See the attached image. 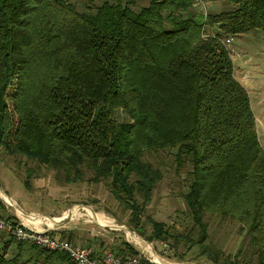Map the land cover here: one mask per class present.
Listing matches in <instances>:
<instances>
[{"label": "trees", "instance_id": "1", "mask_svg": "<svg viewBox=\"0 0 264 264\" xmlns=\"http://www.w3.org/2000/svg\"><path fill=\"white\" fill-rule=\"evenodd\" d=\"M197 1L0 0V147L34 162L26 187L39 164L66 181L105 180L140 234L138 215L162 176L143 154L173 149L198 226L193 243L208 236L211 216L230 218L240 245L232 257L212 255L214 264L239 256L264 264V146L224 42L264 29V0L208 11L195 9ZM150 221L149 240L172 235L163 221ZM123 243L114 251L138 252ZM29 258L70 262L65 251L0 238V264Z\"/></svg>", "mask_w": 264, "mask_h": 264}, {"label": "rangeland", "instance_id": "2", "mask_svg": "<svg viewBox=\"0 0 264 264\" xmlns=\"http://www.w3.org/2000/svg\"><path fill=\"white\" fill-rule=\"evenodd\" d=\"M136 1L139 4L147 2ZM80 4L81 2L78 5ZM193 5L197 10L208 11L228 8L232 6V2L200 0ZM227 46L230 49L234 74L248 92L256 117L257 136L264 146V29L252 28L233 35ZM116 116L121 119L124 115L117 109ZM171 150H150L143 154L162 170V176L156 182L146 208L138 215L137 226L145 234L132 228L129 209L114 196L105 180L95 181L85 177L66 181L57 177L53 168L39 164L35 176L30 180V186L26 187L23 181L27 172L26 166L34 165V162L25 156H10L1 147L0 202L3 201L7 206H0V214H15L19 220L38 227L52 224V231L58 229L75 242L88 245L99 252L105 249L115 250L124 244L123 241H127L138 251L149 252L153 246L160 257L155 253L156 256L163 262L167 259L177 263L214 264L212 255H217L220 260L227 256L232 257L240 245L242 233L237 228L238 222L230 218L211 216L208 220V236L201 243H193L198 226L182 195L187 188L186 173L176 169L173 149ZM1 192L7 194L12 203L5 200ZM85 205L90 206L104 223L95 219ZM22 209L27 213H40V221L30 220ZM45 215L57 217L55 219L63 216V219L50 222ZM150 218L163 221L172 235L167 239L146 238L152 231ZM9 236L5 231L0 232L2 239ZM15 246V241H12L8 246L7 256L11 257L16 253ZM27 253L28 251L23 250L20 258H26ZM31 261L29 258L23 263L31 264ZM235 264L248 263H243L242 256H239Z\"/></svg>", "mask_w": 264, "mask_h": 264}, {"label": "built area", "instance_id": "3", "mask_svg": "<svg viewBox=\"0 0 264 264\" xmlns=\"http://www.w3.org/2000/svg\"><path fill=\"white\" fill-rule=\"evenodd\" d=\"M231 39L232 36L225 37L224 42L227 44ZM52 227V224L38 227L18 218L11 220L0 215V231H5L16 239L25 240L50 250L65 251L70 258L69 264H192L177 263L167 259H165L166 262L157 261L153 258L151 250L149 252L138 251L128 255L117 253L112 249L94 253L92 247L88 245L53 233ZM156 254L158 253L156 252Z\"/></svg>", "mask_w": 264, "mask_h": 264}, {"label": "bare ground", "instance_id": "4", "mask_svg": "<svg viewBox=\"0 0 264 264\" xmlns=\"http://www.w3.org/2000/svg\"><path fill=\"white\" fill-rule=\"evenodd\" d=\"M1 195L3 196V198H4L5 200H7V201H9V202L12 203L11 198H10L7 194H5L4 192H1ZM86 206H87V205H85V207H86ZM17 208H18V207H17ZM89 208H90V206H87V207H86V209L89 211V213H90L91 215H93V216L95 217V219L99 220V222L104 223V221H103L102 219L98 218V216L95 214V212H94L91 208H90V210H91V211H90ZM18 209H20V208H18ZM19 212H21V211H19ZM66 214H67V211L65 212L64 216H65ZM27 215H28V217H29L30 220H34V221H37V222L40 221V216H41L40 213L29 212V213H27ZM45 216H46V218L49 219L50 222H52V221H57L58 219H60L61 217H63V216H61L60 218L55 219V218H57V217H55V216H48V215H45ZM118 226H122V225H118ZM134 236L137 237L136 234H134ZM137 238H138V237H137ZM151 253H152V252H151ZM152 255H153V258L156 259L157 261L163 262L161 259H159V258L156 256L155 252L152 253ZM157 255H158V254H157ZM158 256H159V255H158ZM159 257H160V256H159Z\"/></svg>", "mask_w": 264, "mask_h": 264}, {"label": "water", "instance_id": "5", "mask_svg": "<svg viewBox=\"0 0 264 264\" xmlns=\"http://www.w3.org/2000/svg\"><path fill=\"white\" fill-rule=\"evenodd\" d=\"M22 210H23V209H22ZM23 211H24L25 213H27L25 210H23ZM62 219H63V217L60 218V219H58L57 222L61 221ZM130 231H131V232H134V230H132V229H130ZM150 246H151V245H150ZM151 252H152V253H154V252L156 253L155 248H154L153 246H151Z\"/></svg>", "mask_w": 264, "mask_h": 264}, {"label": "crops", "instance_id": "6", "mask_svg": "<svg viewBox=\"0 0 264 264\" xmlns=\"http://www.w3.org/2000/svg\"><path fill=\"white\" fill-rule=\"evenodd\" d=\"M255 119H256V117H255ZM2 202H3V201H2ZM2 202H0V206H1L2 204L6 205V203H4V202L2 203ZM6 206H7V205H6ZM14 215H15V214H14ZM32 221H34V220H32ZM32 221H31V222H32ZM35 222H36V221H35ZM56 230H57V231H56L55 233L61 236V235H62L61 231H59L58 229H56ZM54 231H55V230H54ZM63 236H64V235H63ZM64 237H66V236H64Z\"/></svg>", "mask_w": 264, "mask_h": 264}]
</instances>
